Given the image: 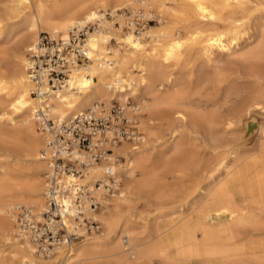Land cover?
I'll return each instance as SVG.
<instances>
[{"label": "bare ground", "instance_id": "6f19581e", "mask_svg": "<svg viewBox=\"0 0 264 264\" xmlns=\"http://www.w3.org/2000/svg\"><path fill=\"white\" fill-rule=\"evenodd\" d=\"M155 16L158 26L134 33L132 17ZM87 24V62L57 92L31 97L27 48L39 33L66 37ZM112 102L138 137L83 171L81 212L102 232H85L68 211L60 220L80 239L42 252L14 222L19 206L37 221L44 210L50 152L35 112L57 125ZM262 111L264 0H0V264H264V120L252 117ZM248 123L249 153L234 141ZM105 167L117 187L110 197ZM240 171L261 206L234 179ZM58 201L67 208L71 196Z\"/></svg>", "mask_w": 264, "mask_h": 264}, {"label": "built area", "instance_id": "2783aa9c", "mask_svg": "<svg viewBox=\"0 0 264 264\" xmlns=\"http://www.w3.org/2000/svg\"><path fill=\"white\" fill-rule=\"evenodd\" d=\"M134 19L132 24L136 34L145 24L138 17ZM92 28V24L73 28L66 37L47 33L37 35L36 42L25 52L24 74L30 84L31 97L44 99L48 93L57 92L62 88L70 68L87 62L84 41ZM35 114L40 119V128L48 134L45 144L50 152L48 170L43 177L44 210L37 221L28 209L19 206L14 211V222L17 230L27 235L44 252L61 244L67 247L80 239L63 227L60 219L67 216L68 211L75 221L80 218L85 232L97 230V223L85 219L79 205L82 197H88L87 186L80 183L83 171L89 164L110 155L111 147L132 141L138 137V133L134 120L128 119L124 106L117 103H112L106 112L101 105L95 106L57 125L45 119L41 111L36 110ZM115 159L118 161L121 158ZM62 176L70 177L71 181L62 183ZM104 176L102 190L104 197H110L116 193L117 187L109 167H105ZM94 185L98 187L97 182ZM61 195L71 196L67 208L58 201ZM89 199V210H97L98 204Z\"/></svg>", "mask_w": 264, "mask_h": 264}, {"label": "rangeland", "instance_id": "374dc122", "mask_svg": "<svg viewBox=\"0 0 264 264\" xmlns=\"http://www.w3.org/2000/svg\"><path fill=\"white\" fill-rule=\"evenodd\" d=\"M101 12V11H100ZM99 12V13H100ZM129 12H130V9H129V7H124L123 8V10H122V13H124L125 14V16H129L130 14H129ZM102 14H103V12H101ZM100 13V14H101ZM121 13V12H120ZM158 17V16H157ZM156 16L154 17V18H152V19H149V20H146V19H144V24H145V27L146 28H148V27H155V26H158L159 25V22H160V20H159V18H157ZM107 18V17H106ZM108 18H109V16H108ZM110 20H112V21H114V19H111V18H109ZM132 20H135L134 19V17H132ZM132 20L130 21V24H132ZM256 21H257V19H256ZM147 22V23H146ZM117 24V23H116ZM115 24V26H119L118 24L116 25ZM130 26H133V24L132 25H130ZM144 27V28H145ZM143 28V29H144ZM124 31H127V27H125L124 28ZM113 43V42H112ZM135 73H137V72H135ZM112 103H115V102H112ZM111 103V104H112ZM130 105H131V103H130ZM129 104H128V106H130ZM255 120H257V121H261V120H264V112L262 111V115H253L252 116ZM248 126V127H247ZM248 128H249V130H248ZM254 128H255V126H253V124H247L246 125V127H245V129H244V131L242 132L241 130H239V131H236L234 134L236 135V137H234L235 139H234V141L235 142H237V144H238V146H239V148L243 151V152H252V151H254L255 150V148H256V143H257V139H256V135H255V132H254ZM253 130V131H252ZM238 134V135H237ZM24 143H25V140L23 139V140H21V142L19 143V145H18V147H17V150H21L22 149V146L24 145ZM122 159H120L119 161H121ZM249 164H251L249 161L246 163V164H244L243 166H242V168H245V166L246 165H249ZM255 185V181H254V179L253 180H251L250 181V183H248L247 184V186H254ZM100 209V208H99ZM136 210H137V212H144L145 210H146V205L143 203V202H140V203H138L137 205H136ZM97 211V210H96ZM99 211V210H98ZM169 219L167 218V219H165V220H162V221H160V222H158V227L159 228H163L164 226H167L168 225V223H169ZM97 223V222H96ZM97 226L98 227H100V230H96V232L97 233H100V232H102V228H101V225L99 224V223H97ZM92 232V231H91ZM91 232H89V233H91ZM76 243V242H75ZM63 252V251H62ZM61 252V253H62Z\"/></svg>", "mask_w": 264, "mask_h": 264}, {"label": "crops", "instance_id": "0c3cea01", "mask_svg": "<svg viewBox=\"0 0 264 264\" xmlns=\"http://www.w3.org/2000/svg\"><path fill=\"white\" fill-rule=\"evenodd\" d=\"M234 179L237 181L240 187L245 189V192L247 193L249 191V195L252 196V200L254 203L258 205H262L263 201L260 195L255 191L254 186H247L248 183H250L251 177L245 174L243 171L238 172V175L234 177Z\"/></svg>", "mask_w": 264, "mask_h": 264}]
</instances>
